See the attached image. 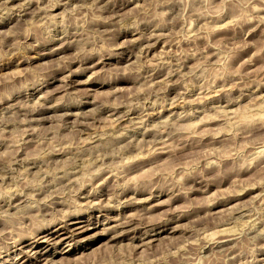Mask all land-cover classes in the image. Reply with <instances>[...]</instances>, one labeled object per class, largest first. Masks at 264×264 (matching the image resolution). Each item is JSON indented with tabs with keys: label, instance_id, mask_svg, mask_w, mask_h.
Listing matches in <instances>:
<instances>
[{
	"label": "rangeland",
	"instance_id": "rangeland-1",
	"mask_svg": "<svg viewBox=\"0 0 264 264\" xmlns=\"http://www.w3.org/2000/svg\"><path fill=\"white\" fill-rule=\"evenodd\" d=\"M21 11L0 19V203L30 185L38 200L71 189L82 209L75 243L45 227L0 264H264V0ZM85 31L119 47L85 55L71 42ZM240 231L260 233L253 254L235 255Z\"/></svg>",
	"mask_w": 264,
	"mask_h": 264
},
{
	"label": "clouds",
	"instance_id": "clouds-1",
	"mask_svg": "<svg viewBox=\"0 0 264 264\" xmlns=\"http://www.w3.org/2000/svg\"><path fill=\"white\" fill-rule=\"evenodd\" d=\"M5 7L0 11V19L4 18L6 14H12L17 9H21V15L26 6L31 0H23L19 5L9 7L10 0H3ZM113 19V24H119L120 20ZM122 19V18H121ZM264 23V18L261 19ZM104 35L103 33H96L95 35H89L87 31L81 33L77 39L71 42L78 45L85 55L96 54L103 58L105 55L112 54L113 50L119 45L110 37L106 39H100L99 37ZM11 173L0 171V176H8L11 178ZM23 188L28 189V192L21 191L19 194L23 197L17 205L11 204V199H5L3 203H0V252H4L6 248L11 245L17 244L23 238H30L33 242L36 240L44 239L38 235V232L45 227L56 226L57 228H64L66 235H62L59 239L49 238L47 242L50 245H56L61 241H67L68 244L75 243L76 230L68 228V220L75 212L80 211L82 206L75 200V192L71 189L70 196H64L61 200H53L52 196L62 195V190L51 191L46 200H38L36 197L39 194H43L47 191L46 188L39 190L33 189L30 185H22ZM67 188V185H65ZM31 192L32 195L28 193ZM15 195V193H13ZM9 207H15L14 213H8L4 205ZM54 205H60L54 207ZM43 206V207H42ZM251 231V228L248 229ZM260 234V233H256ZM248 236L246 232L240 231L237 237V243L233 245V248L237 249L235 255L253 254L254 247L252 246V240L255 235ZM239 237H244L240 239ZM232 259V257H228ZM245 264H251V261L245 262Z\"/></svg>",
	"mask_w": 264,
	"mask_h": 264
},
{
	"label": "bare ground",
	"instance_id": "bare-ground-1",
	"mask_svg": "<svg viewBox=\"0 0 264 264\" xmlns=\"http://www.w3.org/2000/svg\"><path fill=\"white\" fill-rule=\"evenodd\" d=\"M53 4H54V3H53ZM55 5H56V4H55ZM69 187H70V186H69ZM133 189H134V188H133ZM136 189H137V187H136ZM76 190H77V189H76ZM79 190H80V189H79ZM121 190H122L123 193H124V192H127V191L129 190V188L126 187V188H124V189L122 188ZM100 191H101V189H100ZM122 191H121V192H122ZM95 192H96V191H93L89 196H94V195H95ZM136 192H137V191H136ZM18 195H19V194H18ZM99 195H100V194H99ZM102 195H103V194H102ZM120 195H121V194H120ZM100 196H101V195H100ZM85 197H87V196H85ZM156 224H157V223H156ZM127 225H128V224H127ZM143 227H144V228H147L146 230H154L155 225H153V224H148V223H147V224H145ZM230 230H231V229H230ZM224 232H225V231H224ZM226 232H227V231H226ZM226 232H225V233H226ZM54 235H56L55 232H54V233H51L50 236H54ZM155 235L157 236V234H154V238H153L152 235L150 236V238H151V239L149 238L150 241H153V240H156V239H157ZM215 236H216V235H215ZM221 236H222V235H221ZM232 238H233V237H232ZM213 239H214V238H213ZM211 242H212V241H211ZM216 242H218V240H217ZM223 242H224V241H223ZM223 242H222V243H223ZM44 260H45V259H44ZM186 263H187V262H186Z\"/></svg>",
	"mask_w": 264,
	"mask_h": 264
}]
</instances>
